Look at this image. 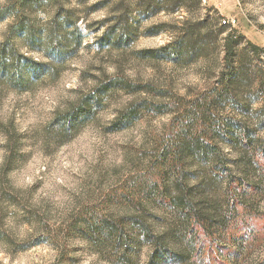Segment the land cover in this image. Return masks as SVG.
Returning <instances> with one entry per match:
<instances>
[{"label":"rangeland","instance_id":"374dc122","mask_svg":"<svg viewBox=\"0 0 264 264\" xmlns=\"http://www.w3.org/2000/svg\"><path fill=\"white\" fill-rule=\"evenodd\" d=\"M16 1L0 0V6ZM174 3L37 0L0 20V44L15 22L30 29L12 34L18 55L47 61L54 52L50 31L65 52L51 77L26 80L20 90L0 81V264H120L113 248L84 228L87 213L114 220L139 215L154 234L171 230L170 242L187 237V218L177 221L150 198H139L134 188L151 166L154 142L170 115L114 121L141 98L156 103L183 98L188 105L196 97L218 115L208 130L223 165L198 154L182 157L184 199L204 226L210 224L213 255L221 264H264V0H201L198 7L190 0ZM204 18L206 26L198 25ZM222 19L229 26L215 35ZM181 33L187 35L183 41ZM226 37L234 41L228 61L239 62L248 76L219 102L213 89L219 91ZM173 42L178 58L170 60L164 47ZM113 76L167 93L111 91L92 121L85 120L75 133L58 134L53 120ZM243 135L248 146L240 143ZM162 183L173 189L169 177ZM197 249L201 260L206 247L199 241ZM149 250L141 241L132 264H146Z\"/></svg>","mask_w":264,"mask_h":264},{"label":"trees","instance_id":"16d2710c","mask_svg":"<svg viewBox=\"0 0 264 264\" xmlns=\"http://www.w3.org/2000/svg\"><path fill=\"white\" fill-rule=\"evenodd\" d=\"M33 1L37 2V0H17L14 3L0 6V20L11 14L17 15L24 5H29ZM179 1L175 0L174 4ZM190 1L193 7H198L201 3V0ZM178 6L180 9L182 8L180 5ZM15 23L9 27L3 42L0 44V81L20 90L26 84V80L28 82L33 81L42 74L48 77L53 76L55 68L62 64L65 52L57 42V38L54 37V33L50 31L48 45L51 50L54 49V52L47 61H34L24 55H18L15 46L12 44L13 32L30 33L31 31L27 28L15 27L17 26ZM206 23L207 18L198 21V25L206 26ZM218 26L215 35L223 33L229 25L219 23ZM208 34L212 33L208 32ZM180 36V41H183L187 35L181 33ZM75 43L76 46L79 45L78 38L75 39ZM232 43H234L232 38L226 37L221 45L225 65L219 77V91L213 89V98L219 102L230 94V89L240 85L248 76L239 62L228 61V56L233 54ZM164 49L169 51L170 60L178 58L179 46L177 42L168 44ZM6 51L11 55L10 59H7ZM20 59L23 60L26 67V76L20 73ZM252 74L254 75V73ZM118 90L128 94H151L154 96H162L167 93L163 90H155L149 84L139 85L119 76L109 77L107 81L95 85L92 91L86 94V97L81 98L66 115L55 118L52 125L58 134L77 132L85 120L86 123L93 120L102 108L104 96L111 91ZM218 93L220 94L218 95ZM232 99L234 98L232 97ZM185 102L183 98L159 103L141 98L128 104L114 121V123L120 121V123L129 124L132 120L142 119L146 116L170 115L167 128L154 142L151 166L146 173L138 177L134 188L136 187V194L139 198H150L156 208L172 213L177 221L187 218L190 224L188 236L181 235L178 238L183 242L176 239H172L174 242H170L171 230L164 229L163 232L154 234L142 216H125L114 220L106 215L87 213L82 220L84 228L90 231V237L95 236L98 243L112 247L114 259L120 264H132L131 255L139 248L141 241L147 242L150 248L146 264H213L211 262L213 260L221 264L218 258L213 255L212 228L210 224L204 226L205 224L197 215L194 206L184 199L185 189L181 184L182 157L188 154H198V156L210 159L214 165H223L220 161L219 149L213 145V135L208 130L212 126L211 119L218 117V115H211L207 111L205 101H201L198 97L188 102V105ZM260 114L264 118V105L260 109ZM220 126L219 124L216 127ZM191 128L192 130H190ZM240 143L243 146H248L246 135L241 136ZM255 161L258 164H263L257 159ZM165 176L174 183L173 189L167 190L163 185ZM231 184L240 187L238 181H231ZM230 202L236 206H241L236 198L230 199ZM133 232L135 235L130 236V233L134 234ZM184 241L187 244L186 247H184ZM199 241L206 247V255L202 256L201 260L199 259V249L196 250V244Z\"/></svg>","mask_w":264,"mask_h":264},{"label":"built area","instance_id":"2783aa9c","mask_svg":"<svg viewBox=\"0 0 264 264\" xmlns=\"http://www.w3.org/2000/svg\"><path fill=\"white\" fill-rule=\"evenodd\" d=\"M222 25H229V22L226 21L225 19H222L220 22Z\"/></svg>","mask_w":264,"mask_h":264}]
</instances>
